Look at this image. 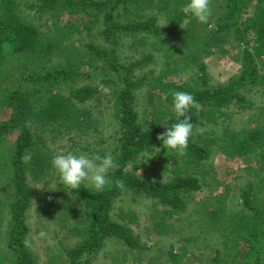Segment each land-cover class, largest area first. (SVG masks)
<instances>
[{"label":"rangeland","instance_id":"rangeland-1","mask_svg":"<svg viewBox=\"0 0 264 264\" xmlns=\"http://www.w3.org/2000/svg\"><path fill=\"white\" fill-rule=\"evenodd\" d=\"M34 1L21 0L19 16L23 22L40 31L42 44L45 41L48 44L42 55L38 51L36 54L30 51L21 59L7 63L9 75L6 78L0 75V121L9 123L13 116L8 99L3 100L10 95L9 91L19 90L33 107L38 108L41 99L35 96L40 84L29 77L35 78L46 69L69 67L77 72L74 81L56 80L50 83L52 94L66 97L71 87H87L93 93L84 102L75 100L69 104L72 116L66 121L52 117L44 120L37 117L36 112H26V119L12 121L11 131L0 141V264H15L5 239L15 191L16 169L12 163L15 138L22 132L23 125L30 129L44 157L49 159L46 161L48 168H44L46 176H37L36 172L31 173L23 166L28 172L27 181L35 189L33 203L27 212V245L34 252L38 264H69L64 247L68 249L82 240L79 230L85 217L79 211L80 197L58 186L55 170L51 167L52 157L68 152L89 157L97 154L116 157L118 124L113 101L115 92L124 86L127 79H143L141 84L133 87L134 102L130 106L137 112L139 129H146L154 126L147 94L157 93L151 87L155 79L166 73L163 82L197 87L201 79L200 65L203 64L208 82L206 84L202 80L201 88H207L208 84L226 83L238 73L240 62L234 51H215L205 43V35L208 36L219 17L213 12L217 4L215 0H211L212 15L207 24L198 23L183 11L184 0H151L148 6L144 5L146 0L128 1V10L122 5L113 8L115 0H96L104 3L100 8L86 7L89 12L84 10L69 14L61 10L54 15L39 13L36 7H30ZM219 3L222 4V1L219 0ZM253 4L244 8L246 11L242 13V18L251 14ZM176 11L183 12L184 17L175 32L169 35L157 36L146 30L125 32L117 28H111L107 35L103 32L109 13L113 19L110 23L108 21V26L117 22H145L154 16L155 25L162 29L170 24V18ZM68 22L75 25L69 34L65 29L61 31L54 26L57 23L63 28ZM233 39L224 44L227 49L236 44ZM243 47L246 44H242ZM96 53H108L114 62L107 64ZM136 61L141 62L134 67ZM244 94L251 105L240 107L232 103L224 110L227 115H218L209 105L202 107L196 103L192 107L193 114L198 115L203 123L193 128L189 140L211 149L204 160L205 169L210 173L209 178L205 175L209 184L203 183L201 168L191 166L189 173L199 179L202 187L184 192L183 210L157 198L123 191L114 198L109 215L113 220L129 226L142 247L130 248L120 239L110 236L92 264H172L169 258L171 251L184 253L180 254L177 264H212L207 260L218 250L220 264H230L227 253L232 251H238L239 257L245 256L247 242L239 230L244 228L247 216L264 205V139L253 140L241 155L234 151L232 141L236 133L241 134L239 140L235 136L238 142L244 131L258 127L264 129V95ZM160 101L161 98H154L153 103L157 106ZM163 105L162 110L167 115L162 121H166L169 115L175 113L172 103L166 101ZM167 109H172V113L169 114ZM156 148L160 151L155 152ZM152 154L151 158H147ZM22 159L27 164V157ZM180 165L175 152L153 146L140 153L134 162L126 163L124 170L139 179L163 184L178 176L179 171L182 176L186 174L182 172L183 168L177 169ZM82 187L94 190L87 183ZM243 189L250 192L252 209L243 204ZM203 207L206 208L201 212ZM205 210H220V215L205 216Z\"/></svg>","mask_w":264,"mask_h":264},{"label":"trees","instance_id":"trees-1","mask_svg":"<svg viewBox=\"0 0 264 264\" xmlns=\"http://www.w3.org/2000/svg\"><path fill=\"white\" fill-rule=\"evenodd\" d=\"M128 1L132 3L139 2V0H115L113 8H118L120 5L125 7ZM221 1L222 4L219 3V0H215L217 4L213 12L214 14H219V17L216 18L214 28L208 32V36L205 35V43L210 44L215 51L224 53L228 52V50L234 51L235 57L240 62L238 73L227 80L226 83L208 84L207 88H201L202 80L206 84L208 82L206 81L208 80L207 71L203 64L200 65L201 75L199 78L201 79L197 87L163 82L162 78L167 75L166 73L163 74L160 78L155 79L151 86L157 93L147 94L150 106L149 113L152 116L151 121L154 126L146 129H139V125L136 124L137 112L130 106L134 102L133 87L141 84L143 79H127L124 86L115 92L113 107L115 109L114 117L118 124L116 130L118 133L116 154L118 167L113 168L109 173L114 182L102 192L91 191L83 187L76 190V192H70L72 195L80 197L79 211L83 212L85 218L83 219L84 225L79 230L83 235L82 240L75 246L68 247V249L64 247L69 264H92L93 259L101 252L106 239L110 236L120 239L130 248L142 247L138 236H134L135 234L129 226L113 220L109 215L114 198L123 191L130 190L137 194H143L147 198H157L174 208L183 210L185 209L182 197L184 192L199 190L202 187L201 183L198 182L199 179L189 173L191 166H199L203 173V183L209 184L205 175L209 178L210 173L206 170L204 160L208 158L211 149L208 146L197 145L190 140L185 154L179 155L175 153L178 162L182 164L177 169L183 168L182 172L186 174L182 176L179 171V175L175 176L170 182L159 184L150 180H142L131 172L124 170L126 163L134 162L145 149L153 146H162V142L157 137L164 133L166 128L171 127L172 124L177 122L175 114L169 115L166 121H162L167 115L162 110L163 103L166 101L168 103L173 102L172 93L174 91L190 92L195 97L197 104L202 105V107L209 105L218 115H227L224 113V110L232 103L240 107L251 105V101L244 93L264 95V0ZM20 2L21 0H0V68H4L0 69L2 78H6L9 75V72L6 70L9 61L21 59L28 55L30 51H33V54H36L37 51L41 54L48 44V41H45L44 44L41 43L40 31L37 28L21 20L19 16ZM150 2L151 0H146L144 5L148 6ZM253 2L254 9L251 14L246 18H242V13L246 11L244 8ZM103 3L96 0H36L31 2L30 7H36L39 13L54 15L61 12V10H66L69 14H73L84 10V12H89L87 8H100V5ZM125 10H128V5ZM117 14L121 16L120 13ZM183 17V12L176 11L170 18V24L161 29L155 25L154 16H151L145 22H127L124 24L117 22L112 26H108V21L110 23L113 19V16L109 13L104 21L106 27L103 29V32L107 35V32L111 28H117L125 32L146 30L157 36L169 35L175 32ZM68 23L63 28L57 23H54V26L61 31L65 29L68 32L67 34H69V32L74 30L75 25L72 26L71 22ZM232 38H234L233 40H235L236 44H233V47L230 45L227 49L224 44ZM242 44H246V47L242 48ZM96 56H102L103 61L107 64L114 62L108 53H96ZM140 62L136 61L133 63V66L135 67ZM130 64L128 67L131 68ZM76 75L77 72L69 67L61 70L53 67L52 69H46L38 73L35 78L29 77L33 82L40 84V88L36 90L37 96H35L36 99L43 101H38L40 108L39 106L38 108L33 107L31 101L19 90L9 91L10 95L3 100L8 99L7 102H9V105L13 109V116L9 123L0 121V141L3 139V136L11 131L13 127H10L12 121L26 119V112L28 114L36 112L35 114H38L37 117L44 120H48L51 117L52 119L60 118L65 121L69 119L72 116L69 104H73L75 100L77 102H84L90 97L93 90L87 87L77 89L71 87L69 94L64 97L52 94L49 88L51 86L50 83L52 84L56 80L74 81ZM240 89H243L241 91L244 93ZM154 98H161L160 104L157 106L153 103ZM167 112L169 114L172 113V109H167ZM188 115L191 116V122L194 124V127L202 125L203 121L198 115L193 114L192 107L189 108ZM23 126L22 132L15 138V154L12 159V163L16 169L14 172L15 183H13L15 191L13 192L14 201L10 206V222L5 240L7 247L12 251L15 264H38L35 260L36 256L34 252L27 245V212L33 203L35 189L27 181L28 172L24 167L29 169L31 173L36 172L37 176H46L44 168H48L49 165L46 164V161L49 159L47 160L44 157L30 129L25 127V125ZM226 132L229 131L226 130ZM240 135V133H236V139L239 140L241 138ZM235 136L232 141L234 151L241 155L243 150L247 151L253 140L264 139V129L258 127L254 130L244 131L242 139L238 142L235 140ZM24 156L27 158L31 157L30 160L27 159V164L23 163L22 158ZM37 176L36 179H38ZM115 181H123L125 187L123 189L119 188ZM250 182L251 180L248 184ZM58 186L61 189H66L63 185L58 184ZM249 196V190L243 189L241 193L243 204L246 208L252 209ZM205 208L203 207L201 212ZM261 208L260 210H255L254 214L247 216L245 222L242 221L244 222V228L239 231L243 232L242 235L247 242L246 254L244 257H239L238 251H232L231 254L227 253L230 257V264H264V205ZM203 214L205 216L207 214L211 216L220 215V210H205ZM258 238L262 240V243L259 242ZM227 247H229L228 244ZM180 254L184 253L169 252L172 264L180 262ZM219 257L220 253L218 250L207 261L212 264H220ZM225 262H227V258Z\"/></svg>","mask_w":264,"mask_h":264},{"label":"clouds","instance_id":"clouds-1","mask_svg":"<svg viewBox=\"0 0 264 264\" xmlns=\"http://www.w3.org/2000/svg\"><path fill=\"white\" fill-rule=\"evenodd\" d=\"M183 11L190 14L198 23L207 24L212 15L211 0H184ZM172 97V107L177 122L166 128L157 139L162 142L164 149L183 155L188 149L194 128L188 110L195 106L196 100L193 94L187 91H174ZM158 151L160 149L156 148L155 152ZM154 154L147 158H151ZM27 159L30 160L31 157ZM51 167L55 170L58 184L63 185L68 192H76L86 183L95 191L102 192L113 184L114 181L109 173L113 168L118 167V162L112 154L103 156L97 154L89 157L68 152L53 156ZM115 183L121 189L125 187L123 181H115Z\"/></svg>","mask_w":264,"mask_h":264}]
</instances>
